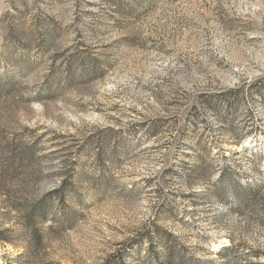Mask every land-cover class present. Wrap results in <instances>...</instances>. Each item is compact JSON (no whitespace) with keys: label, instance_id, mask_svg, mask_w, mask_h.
<instances>
[{"label":"rangeland","instance_id":"rangeland-1","mask_svg":"<svg viewBox=\"0 0 264 264\" xmlns=\"http://www.w3.org/2000/svg\"><path fill=\"white\" fill-rule=\"evenodd\" d=\"M0 264H264V0H0Z\"/></svg>","mask_w":264,"mask_h":264}]
</instances>
